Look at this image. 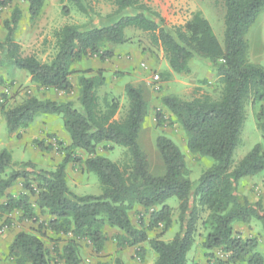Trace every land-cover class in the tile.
Returning <instances> with one entry per match:
<instances>
[{"label": "trees", "instance_id": "1", "mask_svg": "<svg viewBox=\"0 0 264 264\" xmlns=\"http://www.w3.org/2000/svg\"><path fill=\"white\" fill-rule=\"evenodd\" d=\"M14 0H0V14ZM28 5L31 21L36 20L45 0H19ZM81 12L89 9L82 0H67ZM115 7L109 17L110 24L83 30L73 25H63L53 33L55 54L48 61L34 56H22L14 40L22 12L14 8L8 19L2 21L6 31L0 43V66L8 63L25 71L38 89L52 90L69 96L73 92L71 76L73 65L92 57L104 61L113 57V48L126 42L129 28L149 36L151 43L161 49L169 71L187 74L189 62L200 58L210 62L221 85L219 97L201 95L191 100L176 96H163L160 105L169 112L156 110L155 120L162 124H177L186 138V148L192 155L209 158L212 164L204 170L194 185L189 180L185 157L176 144L166 136L155 139L164 165L163 176L149 172L145 154L137 139L148 112L147 101L139 87L124 86L128 104L125 114L116 119L119 100L98 92L105 85L102 71L86 76L83 71L76 80L78 107L72 101H55L27 96L18 105L0 112L9 134L28 128L39 115L60 116L69 144L61 146L63 159L53 170L36 169L32 163H23L19 169L11 164V154L0 151V214L7 218L13 212L19 220L38 222V213L48 215L46 227L56 235L70 236L60 249L58 259L62 264H80L79 241L91 244L96 253L104 250L107 241L105 228L117 230L114 237L118 249L137 247L148 243L156 254L154 264H186L187 253L195 242L198 223L205 230L202 245L208 264H264V255L257 251L255 239H242L234 232L237 223H249L263 216L258 214L261 204L239 200L236 194L238 181L264 171V152L255 145L236 165L233 153L239 143L245 121V102L260 105L255 114L256 126L264 141V67L247 59L245 36L264 8V0H222L225 7L223 47L212 29L199 13L180 27L167 30L161 16L138 0H111ZM127 10L134 14H124ZM4 80L0 77V86ZM105 144L125 149L121 163L112 162L97 154ZM42 147L43 143H36ZM84 152L83 161L78 152ZM80 163L82 169L97 177L101 194L77 195L67 185L66 167ZM10 172H6L8 168ZM34 176L35 186L29 180ZM22 180L23 192L7 193ZM31 197H35L34 201ZM178 201L180 232L169 242L160 237L173 224V209L169 199ZM138 208L148 212V224L139 218L135 227L129 213ZM205 215L204 219L201 216ZM8 223V220H5ZM41 224V223H40ZM162 228L152 239L147 232ZM219 250L225 259L211 254ZM53 252L56 250H52ZM137 255L143 260L144 251ZM7 257L13 264H54L51 252L36 235L20 231L7 247ZM114 264H124L120 258Z\"/></svg>", "mask_w": 264, "mask_h": 264}, {"label": "rangeland", "instance_id": "2", "mask_svg": "<svg viewBox=\"0 0 264 264\" xmlns=\"http://www.w3.org/2000/svg\"><path fill=\"white\" fill-rule=\"evenodd\" d=\"M89 11L81 12L74 3L67 0H45L39 17L31 21L28 13V5L19 0H14L4 8L0 14V43L4 40L6 31L2 21L8 19L12 10L16 7L22 12V17L16 27L14 40L20 47L22 56H34L40 61H48L55 54L53 33L63 25L77 26L83 30L99 28L110 24L116 17L111 16L115 7L111 0H82ZM142 5L158 13L164 21V27L171 30L180 27L188 21L192 15L199 13L209 23L214 36L223 47L224 35V14L225 7L222 0H138ZM135 11L127 10L124 14H134ZM126 42L113 48V57L100 61L92 57L82 62L83 67H89L86 76L95 75L97 70L102 71L105 78V85L98 92L99 97L108 94L119 100L120 109L116 119H120L127 109V98L124 94V86L130 84L139 87L143 91L147 101L148 112L138 134V145L146 156L149 172L153 176H163L164 165L156 147L155 139L158 136L170 138L183 153L189 172V180L196 184L201 173L206 170L212 160L192 155L186 148V138L181 128L175 123L157 125L155 120L156 110H162L166 116L169 112L160 105V98L163 96H176L182 100H191L201 95H209L217 99L220 94L221 85L218 82L215 71L209 61L193 58L189 62L187 74H175L169 71L167 62L160 48L153 45L149 36L138 30L129 28L125 31ZM247 42V59L250 63L264 67V8L258 15L255 23L250 27L245 36ZM145 65L148 70L142 68ZM157 75L160 79V90L153 87L152 76ZM80 75L73 74L72 79L76 80ZM0 77L4 85L0 86V103H4L2 95L6 96L5 108L18 105L27 96H35L39 99H50L55 101H72L78 107L77 89L66 97L58 96L52 90L38 89L35 84L28 80L29 76L25 71L18 70L8 63L0 66ZM76 87V86H75ZM260 105H252L251 100L245 102V121L240 133L239 143L233 153V164H237L255 145L260 144L264 152V141L262 133L256 126L255 114ZM62 134L67 135L63 128L60 116L39 115L35 121L26 129L9 134L4 118L0 112V151L7 150L11 154V164L14 169L22 167L23 163H32L36 169L53 170V162L63 157L61 146L65 145ZM44 135L41 139L40 137ZM43 143L42 147L36 143ZM97 148V154L109 159L112 162L121 163L125 159V149L112 144H105ZM42 153V154H41ZM78 157L83 161L87 158L84 152H78ZM52 160V161H51ZM58 162H61L58 161ZM55 168V167H54ZM12 168L7 169V173ZM67 185L77 195L101 194V187L95 174L88 173L82 169L80 163H70L66 167ZM29 180L35 186L34 176ZM18 191L23 192L22 180H18ZM14 188V195L17 192ZM236 194L241 201L251 204L260 203L261 210L258 214L262 217L264 209V171L253 177H246L238 181ZM35 197H31L34 201ZM0 198V203H1ZM167 205L173 209V224L160 237L164 242L173 239L176 233L180 232L178 221V201L175 198L169 199ZM38 222L19 220V216L12 214L8 216L0 214V264H13L7 257V247L14 235L20 231L32 233L38 236L51 252L55 259L54 264H62L58 259L60 249L65 245L70 236L56 235L50 231L45 222L48 215L38 213ZM132 224L139 228V218H143L145 225L148 224V212L138 208L129 213ZM205 215L201 216L204 219ZM8 220V223L5 220ZM41 223V224H40ZM234 232L242 239H255L258 243L257 251L264 255V226L259 218H252L249 223H237L233 226ZM162 231L147 232L148 238L152 239ZM107 241L102 252L96 253L85 240L79 241L80 264H114L116 258H120L124 264H154L156 254L151 250L148 243L137 247L118 249L114 237L119 233L115 229L106 227ZM205 230L198 223V230L195 234V242L187 253L186 264H208L209 253L204 249L202 242ZM139 249L144 251L143 260L137 255ZM56 250V251H52ZM213 257L225 259L226 256L219 250H212ZM244 264V263H243Z\"/></svg>", "mask_w": 264, "mask_h": 264}, {"label": "crops", "instance_id": "3", "mask_svg": "<svg viewBox=\"0 0 264 264\" xmlns=\"http://www.w3.org/2000/svg\"><path fill=\"white\" fill-rule=\"evenodd\" d=\"M83 62V61H82ZM82 62H79V63H76V64H74L73 65V70H75L76 72H78V75H80V73L81 72H83V71H87L88 70V68L89 67H83L82 66ZM84 68H87V70L86 69H84ZM73 76V75H72ZM72 76H71V83H72V85H73V90L75 89H77V86H76V84L74 83V81H73V79H72ZM28 80L30 81V78H28ZM76 86V87H75ZM58 96H64V97H66L67 98V96H65L64 94H62V93H58ZM65 100H68V99H65ZM62 136H63V141L65 142V146H67L68 144H69V138L66 136V135H64V134H62ZM44 137V135H42L40 138L42 139ZM42 154V153H41ZM63 159V157H59V158H57V159H55L56 161L55 162H53V169H54V167L59 163L58 161H60V160H62ZM52 161V160H51ZM14 188H15V190L16 191H18L19 189H18V181H17V183H16V185L15 186H13L11 189H9L8 191H7V193H9V194H11V195H14L12 192H14ZM19 193H21V191L19 192H17V194H19ZM3 201V199L1 200V202ZM1 204V203H0ZM12 214H15V215H18L16 212H13ZM11 214V215H12ZM11 215H9V216H11ZM12 217V216H11ZM13 240V239H12ZM11 240V241H12ZM100 254H106V252H101Z\"/></svg>", "mask_w": 264, "mask_h": 264}, {"label": "built area", "instance_id": "4", "mask_svg": "<svg viewBox=\"0 0 264 264\" xmlns=\"http://www.w3.org/2000/svg\"><path fill=\"white\" fill-rule=\"evenodd\" d=\"M142 68L148 70L144 64L142 65ZM152 83H153V87L156 91L160 90L161 84H160V79L157 75L152 76Z\"/></svg>", "mask_w": 264, "mask_h": 264}]
</instances>
